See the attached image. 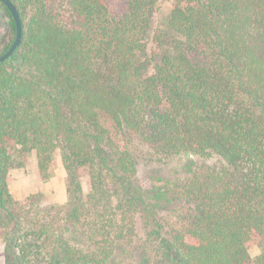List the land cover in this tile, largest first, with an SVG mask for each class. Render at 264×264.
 <instances>
[{
	"label": "trees",
	"instance_id": "obj_1",
	"mask_svg": "<svg viewBox=\"0 0 264 264\" xmlns=\"http://www.w3.org/2000/svg\"><path fill=\"white\" fill-rule=\"evenodd\" d=\"M10 1L2 264H264L249 255L264 239V0H174L156 61L165 0ZM0 9L1 53L15 28ZM31 153L42 180L60 160L62 205L12 199L8 171Z\"/></svg>",
	"mask_w": 264,
	"mask_h": 264
},
{
	"label": "rangeland",
	"instance_id": "obj_2",
	"mask_svg": "<svg viewBox=\"0 0 264 264\" xmlns=\"http://www.w3.org/2000/svg\"><path fill=\"white\" fill-rule=\"evenodd\" d=\"M174 0L162 1L158 7L153 11L151 16L150 31L147 37V47L149 50V57L155 59L158 55V46L152 42V35L154 32L164 30L166 20L170 8ZM103 2L112 11H122L124 8V0H103ZM6 23V17L0 9V35L4 33V27ZM212 161V160H211ZM211 161H209L211 163ZM180 162L175 160L173 165ZM150 168H154V165H140L138 172L143 173ZM170 167L165 166V172L168 173ZM66 176L62 168L60 160L55 157L53 160V170L51 176L47 180H42L39 176L36 158L34 153L29 154L26 163L21 168H12L7 174V186L12 196V199L21 204L31 196H36L40 199L42 205H62L66 200L65 193ZM82 188L84 192L88 191V179L84 177L82 179ZM2 243L0 241V264L3 263ZM264 251V239L250 245L249 255L251 262L256 259Z\"/></svg>",
	"mask_w": 264,
	"mask_h": 264
},
{
	"label": "water",
	"instance_id": "obj_3",
	"mask_svg": "<svg viewBox=\"0 0 264 264\" xmlns=\"http://www.w3.org/2000/svg\"><path fill=\"white\" fill-rule=\"evenodd\" d=\"M0 2L6 7V9L9 11L13 22H14V28H15V36L11 44L7 47L6 50L0 53V62L6 60L19 46L21 41V35H22V27L21 22L19 19L18 12L13 5V3L10 0H0Z\"/></svg>",
	"mask_w": 264,
	"mask_h": 264
}]
</instances>
